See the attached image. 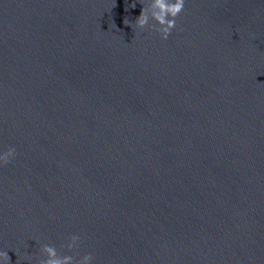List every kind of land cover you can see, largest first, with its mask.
I'll return each instance as SVG.
<instances>
[{"label": "water", "instance_id": "obj_1", "mask_svg": "<svg viewBox=\"0 0 264 264\" xmlns=\"http://www.w3.org/2000/svg\"><path fill=\"white\" fill-rule=\"evenodd\" d=\"M148 3L0 0L9 264H264V0Z\"/></svg>", "mask_w": 264, "mask_h": 264}, {"label": "clouds", "instance_id": "obj_2", "mask_svg": "<svg viewBox=\"0 0 264 264\" xmlns=\"http://www.w3.org/2000/svg\"><path fill=\"white\" fill-rule=\"evenodd\" d=\"M185 0H150L146 6H143L140 15L135 20V28L144 29L148 26L157 31L162 40H166L171 31L176 27V17L184 10ZM135 7V4L130 5ZM155 21V24H149V20ZM127 25V21H124ZM132 27V25H130ZM15 155V149L12 147L0 153V166L7 165ZM80 243L78 235L68 237L66 247L69 251L77 248ZM46 259L37 260L36 264H74V258L70 255L60 256L54 246L44 244L40 249ZM31 259V257H28ZM7 252L0 251V264H9ZM92 257L85 254L75 261V264H91Z\"/></svg>", "mask_w": 264, "mask_h": 264}]
</instances>
